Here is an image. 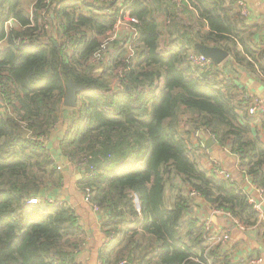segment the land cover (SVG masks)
<instances>
[{
	"label": "trees",
	"instance_id": "obj_1",
	"mask_svg": "<svg viewBox=\"0 0 264 264\" xmlns=\"http://www.w3.org/2000/svg\"><path fill=\"white\" fill-rule=\"evenodd\" d=\"M181 3L191 7L186 19L172 0H0V264H76L82 231L59 200L56 153L95 172L80 188L115 241L101 264H230L220 245L208 246L192 190L241 225L258 224L240 176L215 175L193 138H212L264 189V141L252 134L244 90L218 65L195 66L189 56L221 48L264 78L261 51L233 3ZM119 4L137 20V38L131 50L113 43L111 66L95 65ZM68 82L84 86L74 108L63 102ZM65 117L53 149L47 139Z\"/></svg>",
	"mask_w": 264,
	"mask_h": 264
},
{
	"label": "crops",
	"instance_id": "obj_2",
	"mask_svg": "<svg viewBox=\"0 0 264 264\" xmlns=\"http://www.w3.org/2000/svg\"><path fill=\"white\" fill-rule=\"evenodd\" d=\"M247 5L251 9V16L245 19V25L252 27L251 36L253 45L256 49H259L262 54V60L264 61V0H245ZM188 12L183 18L190 17ZM229 62L230 66H226L225 63ZM218 65L225 76L236 82L240 90H244L251 95L258 96L264 100V78L245 67L236 64L229 56L227 61ZM98 71L101 68L97 69ZM68 125V119L65 117L58 123L57 128L51 133L47 141L49 146L53 149L56 148V140L59 136H62ZM252 134H258L260 139L264 141V126L253 127L251 126ZM194 138V137H193ZM209 137L199 136L194 138V143L204 146L205 141ZM52 149V151H53ZM58 152V151H57ZM207 156L202 158L203 164H207L210 168L207 159L214 158L219 161L221 167L227 170L233 177L240 176V188L247 193V196L251 197L255 195V191L252 188L250 180L247 176L239 173L238 160L229 151L218 148L215 143L207 149L205 153ZM204 154V155H205ZM56 159V165L61 168L63 174V185L58 191L59 200L65 202L75 212L78 225L81 227L82 242L77 250L76 264H101L99 254L103 253L105 249H110L111 241L105 233L103 228V222L105 217L99 211H94L89 203H86L83 190L80 188V180H82L81 174L78 170L71 167L69 162L59 156L56 153L53 155ZM195 211L196 219L199 224H206L210 221V225L207 228L206 236L209 240L208 246L220 245L224 253L227 254V259L230 264H264V206L263 217L258 221V224L253 227L239 228L231 222L230 219L223 215H213L211 208L201 197H196ZM138 220L130 228H137L135 226ZM133 230V229H131ZM222 234H227L229 239L226 243H218L215 239ZM110 243V244H109ZM108 245V246H107ZM111 245V246H110ZM118 246H114L112 252L117 249ZM111 250V249H110ZM257 259L261 261L259 263H253Z\"/></svg>",
	"mask_w": 264,
	"mask_h": 264
},
{
	"label": "built area",
	"instance_id": "obj_3",
	"mask_svg": "<svg viewBox=\"0 0 264 264\" xmlns=\"http://www.w3.org/2000/svg\"><path fill=\"white\" fill-rule=\"evenodd\" d=\"M108 1V0H107ZM113 1V0H109ZM230 3H233L234 6L237 8L239 14L244 19H247L251 16V9L247 5L245 0H228ZM172 2L175 4L176 13L179 17L183 18L188 12H190L191 7L188 4V7H183L181 0H172ZM119 16L117 17V20L112 27L110 31L106 33V37L103 39L102 44L100 46L99 51H97L93 57L92 62L95 65H98L101 62H104L105 65L111 66L113 64V58L111 56V52L114 49L113 43L117 41L120 45H128L129 48L131 44L136 40L137 38V32L135 25L137 24V20L131 16L130 11L128 10V4L127 5H120L119 4ZM206 29V27H203ZM131 50V48H130ZM132 53H129L128 56L130 57ZM190 61L195 65L199 67H203L205 65H208L210 62L209 59H206L199 53H192L189 56ZM127 71V69L119 70V75H117L113 80H111V85L115 88L119 85V80L123 79L124 73ZM247 102H246V114L250 120V124L253 127L258 126H264V100L258 96L251 95L248 92L244 91L242 96ZM204 136L203 132H196L193 136L194 138H198L199 136ZM202 144V143H201ZM200 144V145H201ZM203 145V144H202ZM209 165L210 169L212 170L215 175H217L220 178H225L228 180H232V175L225 169L221 167V164L219 161L215 160L214 158H209ZM75 169L78 170H84L85 164L79 163L75 167ZM81 174V173H80ZM95 175V172L93 169H90L88 171L84 170V173L81 174L82 179H89ZM250 183L252 185L253 190L255 191L254 196L248 197V202L252 205L254 211L257 213L258 221L262 219L263 217V206H264V189L259 188L256 186V184L250 179ZM85 196V201L89 203V190L83 191ZM192 196L200 197L199 194L195 191H191ZM37 202L36 199L31 200L32 204H35ZM133 206L135 209V212L140 215L141 213V205L138 197L136 195H133ZM94 211H99L98 208L92 206ZM213 215H223L231 220V222L234 223L235 226L239 228H244L243 225H241L240 221L231 217L230 214L223 212L222 210L213 209L212 210ZM210 225V221H207L205 224V230L207 231V228ZM109 240L112 236H108ZM229 239V236L227 234H222L221 236H218L215 240L218 243H226ZM261 260L257 259L253 263H259ZM252 261H249L248 264H251ZM120 264H125L120 263Z\"/></svg>",
	"mask_w": 264,
	"mask_h": 264
},
{
	"label": "water",
	"instance_id": "obj_4",
	"mask_svg": "<svg viewBox=\"0 0 264 264\" xmlns=\"http://www.w3.org/2000/svg\"><path fill=\"white\" fill-rule=\"evenodd\" d=\"M198 53L206 59H209L210 62H212L214 65H220L223 62H226L229 57V54L225 50L217 47L199 46ZM225 65L230 66V63L226 62ZM83 90L84 86L77 85L73 82H68L66 84V95L63 101L64 105L68 108H74L77 99L79 95L83 92ZM213 143V139L209 137L207 141H205L204 147L210 150V147ZM40 195L44 197L45 192L43 190L40 191Z\"/></svg>",
	"mask_w": 264,
	"mask_h": 264
},
{
	"label": "rangeland",
	"instance_id": "obj_5",
	"mask_svg": "<svg viewBox=\"0 0 264 264\" xmlns=\"http://www.w3.org/2000/svg\"><path fill=\"white\" fill-rule=\"evenodd\" d=\"M227 61V60H226ZM61 169V168H60ZM84 198H85V196H84ZM86 203H88L87 201H86ZM90 204V203H89ZM91 205V204H90ZM91 207H92V205H91ZM93 209V208H92ZM94 210V209H93Z\"/></svg>",
	"mask_w": 264,
	"mask_h": 264
}]
</instances>
